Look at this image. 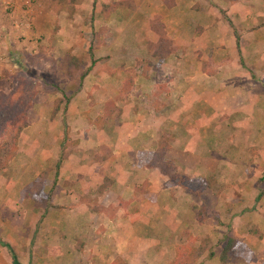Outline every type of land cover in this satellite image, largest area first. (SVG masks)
I'll return each mask as SVG.
<instances>
[{
  "label": "crops",
  "instance_id": "1",
  "mask_svg": "<svg viewBox=\"0 0 264 264\" xmlns=\"http://www.w3.org/2000/svg\"><path fill=\"white\" fill-rule=\"evenodd\" d=\"M14 1L21 2V0ZM137 1L151 2V0ZM152 1L156 3V10H159L154 11L152 17L147 18V23L153 17H160L167 34L177 49V52L163 63L166 67H173L175 74L164 75L162 81L167 83L172 78H177L181 83L180 89L172 92L163 91V96H161V89L165 85L160 84V77L151 76L146 80L142 76H135L132 93L136 96H143L146 90L150 93L151 101H148L150 115L148 117L146 115L150 119L146 121L140 119L143 117L140 113L134 115L136 117L134 119L129 118L128 113L133 108L125 109L121 99V96L129 95H125L126 92L120 86V83L125 80L115 79V77L121 78L122 75L110 78L108 75L99 73L86 78L83 90L71 100L72 102L70 101L71 104H69L66 113L67 124L72 129V137L70 135L69 139L70 141L74 140V143H78V145L68 146L56 182L57 187L67 186L68 192L65 194L68 197V209L76 211L77 219L73 218L74 221L68 222V224L73 227L81 224L86 226L89 220L90 226L102 227L110 222L118 227L130 226L132 227L131 236L136 237V245L139 246L142 242H147V239L151 237L147 243L149 252L154 251V254L149 256L157 258V262L155 261L154 264H168L170 260H174L176 251L173 250L171 255L166 256L160 251L152 249L154 242H157L158 245L161 244L158 248L171 246L175 248L178 243H175L176 237H172V235L177 234L178 240L181 241L183 233L188 228L195 237L209 236L211 241L216 243L215 240L218 239L222 230L220 227L225 222L224 225L228 226L227 235L238 240L234 252L235 258L227 264H264V151H261V154L256 157L253 156L254 152H258L259 147L264 146V139L254 136L256 140H251L246 144L244 164L234 162V159L220 157V154L216 152L218 149L216 146L220 143L215 142L208 148L207 141L199 139L202 138L199 129H214L215 116L218 118L217 124L223 126L222 130L229 128L226 124H220V115L229 114L230 109L221 106L223 113L219 112L221 108L219 98H246V96L264 88V23L251 26V18L256 14L248 8L246 2L238 3L233 0L234 4L230 6L223 4L232 8L231 11L227 9L228 16L243 38L246 39L248 35L252 38V42H248L246 39L247 42L242 46L241 53L236 51V54L233 52L234 49L237 50L234 36L233 39L229 37V47H224L223 42L217 36L221 19L219 18L218 5L213 0ZM216 1L226 2L224 0ZM132 2L136 8V0ZM164 2L168 3V6ZM170 2H172L171 5ZM162 6L165 7V10ZM238 12L240 13L238 14ZM229 13H233V15L230 16ZM26 21V19L23 20L28 27ZM142 30L145 33L144 28ZM204 36H208L210 40L205 41ZM140 42L142 45L137 48L145 46L146 49L147 41H145L146 44H143L144 41ZM105 44L98 43L95 45V49H105ZM174 55L177 58H174ZM220 66H222L221 69H219ZM221 80L223 84H218ZM174 93L177 94L178 100L167 101L168 98H175ZM90 94L100 110L104 111L110 103H113L116 108H120L118 111L112 112L113 117L116 116L114 121L97 122L96 113L100 110L94 109L93 111L94 106L91 103H88V106L85 101V98ZM133 94L132 96H135ZM132 96L128 97L130 99L128 102H132L131 99H134ZM79 102H83L85 106L77 111ZM178 102L179 104H177ZM174 104H177L176 107H178L176 109L178 112H175V115H179L177 118L179 126L175 119L176 116H169L174 113ZM261 104L263 107H260V113L251 111L245 118V114L241 110L249 105L251 110L257 106L250 103V98L249 104H247V99H244L240 107L236 101L231 113L244 115L246 120L243 118L242 123L252 129L254 128L252 124L255 123H252V115L259 114V117L264 118V104L263 102ZM156 109H159L161 114L159 118L155 116L158 112ZM89 111L92 115L89 114ZM81 113H86V116L83 119L80 116L81 118L76 120L77 115ZM45 114L47 115L48 111ZM103 114L101 111L98 113L99 116H103ZM118 114L119 116H117ZM192 114H194V120L193 117H189ZM167 115L168 118H166ZM28 122L29 126L21 133L19 144L27 142L31 134L26 130L34 125L29 120ZM61 123L60 132L62 134L59 132L57 136H49L52 147H47L42 152V155L37 159L39 164L32 165L35 167L34 169L31 164H28L33 152L31 150L26 152L27 148L20 147L17 156L7 169L12 172L11 180L15 178L12 182L15 188L13 190L15 192L17 190L20 199L26 200V202L28 200L22 196L23 189L34 180L39 179L44 170L53 165L52 161L61 160L62 138L65 136V126L63 122ZM36 125L42 131L48 128L59 129L54 118H51L50 123L42 122ZM167 128L171 131L174 130L175 134L173 135L177 136L181 132L182 137H185V140H181L178 149H168L164 152L163 160L176 163L178 168L181 165L179 170L188 180L187 184L192 186L191 188L187 186L188 190L178 184L173 185L168 181V175L161 174L162 176L158 177L159 183L164 188L157 191V182H154L157 178L154 165L158 149L157 136L159 129H162L164 134L166 133L165 135L170 138L172 134L165 132ZM237 129L241 130L242 128L238 127ZM188 130L195 131L191 137L184 133ZM44 134L48 135V133ZM47 135L39 136L41 142H45L48 138ZM39 137L37 140H40ZM196 147L199 148L196 149ZM221 163H226L229 166L223 172ZM195 166L197 172H194ZM50 176L55 177V173ZM143 187L145 188L142 189ZM221 187L224 188L222 194L218 192ZM139 191H142L143 194L139 195ZM65 194L52 192L51 203L57 207L58 204L61 205L60 207H64L65 202H58L65 197ZM259 194L262 196L257 201ZM200 198L201 201H198ZM157 206L169 213L165 212L160 218L153 216L151 211ZM203 207L210 210L209 212L214 211V213L221 214L216 213V217L212 215H208L206 218L199 217V212L203 210ZM36 209L40 208L36 207ZM113 209L116 212L114 217L111 213ZM111 216L114 220H110ZM217 218H220L221 223L217 221ZM222 218L224 219L222 220ZM118 234L123 235L120 231ZM162 236L166 238L159 241L154 238ZM120 239L121 251H124V246L127 249L128 247L135 248L132 246L131 240L128 239V245H124L123 236ZM166 242H169L170 246H166ZM218 242L221 243L219 239ZM9 245L16 253L15 247L10 243ZM5 248L10 252L12 264H14L12 251L8 247ZM222 249L223 247H219L217 251L214 250L215 259H210L213 264H222L218 260ZM126 251L128 252V250ZM119 255L121 253H117V256ZM18 260L23 264L19 256Z\"/></svg>",
  "mask_w": 264,
  "mask_h": 264
},
{
  "label": "rangeland",
  "instance_id": "2",
  "mask_svg": "<svg viewBox=\"0 0 264 264\" xmlns=\"http://www.w3.org/2000/svg\"><path fill=\"white\" fill-rule=\"evenodd\" d=\"M66 1H68V4L66 2L63 5V1L61 0H55V2H51V0H21L18 3L14 0H0V110L8 116L17 111H24L27 120L34 125L32 128L26 130V132L30 131L31 133L27 142L19 144L18 140V149L19 147L27 148L26 152L28 150L33 152L32 157L28 160V164H31V166L39 164L38 157L42 155V152L47 147H52L49 136H57L61 131V122L64 123V130L67 127V131H64L65 136L62 138L64 149L62 150L61 148V161H52L51 164L53 165L44 170L40 179L34 180L33 183L23 189L22 196L28 200V203L26 200L20 199L17 190L16 192L13 190L15 188L12 182L15 178L11 180L12 172L7 170L17 154L8 167L0 171V241L12 244L23 264H154L155 261L157 262V258L150 257L149 255L154 254V251L149 252L148 249L151 237L147 239L148 243L142 242L141 245H136V237L131 236L132 227L130 226L118 227L112 225V222L102 227L98 225L90 226L89 220L86 226L82 224L80 226H70L68 222L74 221L73 218L77 219L76 211L68 209V197L65 194L68 192L67 186L57 187L56 182L60 174V169L57 170L58 162L61 166L69 145H78V143H74V140L70 141L69 139L70 135L72 137V129L67 124L66 113L69 105L65 106L66 97H70L73 100L83 90L84 82L89 75L100 73L105 76L108 75L110 78L122 75L121 78L115 77V79L120 81L125 80L120 83L122 89L128 79H133L138 75L146 80L147 78H151V76L160 77V84L165 85L161 89V96H163V91L172 92L180 89L181 83L177 78H172L167 83H163L162 81L164 75L168 73L171 75L175 74L173 67L158 66L157 61L148 54L145 46L137 48L142 45L140 41H144L143 44H146L145 41L157 36L153 31L150 32L151 30H148L145 23H147V18L152 17L154 11H158L159 9L156 10V3L152 0L151 2H138L136 0L137 6L134 11L116 9L115 5L120 3V0ZM213 1L218 5L219 18L221 19V24L218 28L219 34L217 36L223 42L224 47H229V37L233 39L234 36L233 28L237 30L236 33H239V31L237 27L233 26L231 18L228 16V10L231 11L232 8L226 7L223 4L230 6L234 4L233 0H224L226 2L223 3L216 0ZM236 1L238 3L242 1L246 2L248 8L256 14L250 21L252 27L264 23V0ZM164 3L168 6V3ZM171 3L169 4L171 5ZM117 5L122 6L121 4ZM162 8L165 10L164 6ZM229 15L232 16L233 13H229ZM23 18L28 19L26 21L30 23L28 27L23 22ZM152 19L154 20L155 17ZM159 21L162 22V19H156V22ZM143 28L145 33L142 32ZM246 39L248 42H252L250 35ZM204 40L209 41L210 38L204 36ZM98 43H106V48L102 50L95 49V45ZM232 47L234 48V45ZM233 52L236 53V50L234 49ZM73 56L82 63L73 64L70 62ZM174 58H177L176 55H174ZM94 60L100 62L93 65ZM221 68L222 66L219 69ZM81 77L83 78L81 79ZM253 78L257 80L254 76ZM218 84H223V81L221 80ZM89 85L92 86V84ZM263 90L264 88H261L252 95L246 96V98H219L220 107L222 106L226 109L228 107L230 109L229 114L224 113L220 115V124H226L229 128L222 130L223 126L217 124L218 118L215 116L214 129H199L202 137L199 139H205L208 148L213 146L215 142L217 144L220 143L216 146L218 148L216 152L220 154V157L234 159V162L244 164V150L247 151L245 149L247 148L246 144L251 140H256L254 136L264 139V118L259 117V114L252 115V123H255L252 124L254 128L250 129L249 126H244V123H242L244 115L231 113V109L236 101L238 107H240L244 99H247V104H249L250 98V103L257 107L251 110L249 105L245 109H242L241 112L245 114V118L249 116L251 111L260 113V107H263L261 102L264 104ZM132 94H127L128 96L124 97L125 99L123 100L125 109L133 108L128 113L129 118L132 117L134 119L136 118L134 115L136 116L140 113L143 116L140 119L147 121L150 119L147 118L150 115V93L146 90L143 96H136L135 94H133L135 96H132ZM173 95H175V98H168L167 101L178 100L176 98L177 94L174 93ZM91 96L90 94L89 97L85 98L87 105L91 103L94 106L92 108L93 111L94 109L100 110ZM130 96L134 97V99H131L132 102H128V97ZM158 101L157 99V103ZM69 104L71 103L69 102ZM176 105L174 104L173 106L174 113L169 116H176L175 119L179 126L180 123L177 120L179 115H175V112H178ZM84 106L83 102L77 103V109H79L77 111L83 109ZM151 107L154 106L151 105ZM222 107L219 109L221 113H223ZM55 108H58V111L53 116ZM158 110L156 109V111ZM46 111H48L47 115L45 114ZM100 111L104 113L103 110ZM98 113H96L97 122L105 121ZM89 114H91L90 111ZM160 115L158 111L155 116L159 118ZM80 116L83 119L86 113L77 115L76 120H79ZM169 116L167 115L166 118ZM189 117H193V120L195 119L194 114L189 115ZM51 118H54L59 129L48 128L42 131L36 125L42 122L50 123ZM245 118L244 120H246ZM238 127L242 129L238 130ZM165 132L172 134L168 139L169 149H178L181 140H185L181 132L177 136L173 135L175 134L174 130L171 131L169 128ZM194 132L193 130L184 131L185 134H189V137ZM44 133H48V135ZM60 133L62 134V132ZM165 134L164 130L159 129L157 144H159L158 140L165 139ZM42 135H47L48 137L45 142H41L39 136ZM37 137L40 140H37ZM198 148L196 147V149ZM261 151H264V146L259 147L258 152H254L253 156L260 155ZM167 163V161H164L161 166L155 168L157 178L154 182H157V191L164 188L160 185L158 178L161 174L163 175L162 172L164 171L161 170H165V173L169 174L168 181L173 185L178 184V186L187 188V190L189 189L188 187L191 188L192 186L187 184L188 180H186V177H183L181 170H179L181 165L178 168L176 163L171 162L172 167L168 170ZM228 167V164L221 163L222 172ZM34 168L32 166V169ZM197 171V167L195 166L194 172ZM52 173H55V177L50 176ZM62 190L64 191L63 193ZM51 192L65 194V197L58 202H65L64 207H60L61 205L58 204V207L56 205V207H49V209L45 208L46 202L49 201L50 203L51 201ZM218 192L222 194L224 188H219ZM138 194L142 195L143 192L139 191ZM168 196L171 197L170 194ZM193 197L195 198V195ZM198 201H201V198ZM36 207L40 209L37 210ZM202 209L207 210L205 207ZM44 210L45 213H43ZM209 211L207 210L208 215L215 216L216 213L221 214ZM151 212H153V216H158V218L165 212L166 214L169 213L167 210L163 211L159 209V206L155 207ZM111 213H113V217L114 215L116 216L114 209L111 210ZM113 217L111 216L112 219L110 220H114ZM224 221L227 222V220ZM224 223L223 226L221 225L220 229L222 230L219 233V237H217L221 243H217L218 239L215 240L216 243L212 241L213 248L210 249H216L217 251L219 247H224L227 243L228 226L227 224L225 226ZM160 229L162 230V227ZM119 231L123 235L118 234ZM122 236L125 240L124 245H128L129 240H131L132 246L135 248L128 247L127 249L124 246V251H121L120 237ZM172 237H176L175 243H178V246L183 244V240L185 239V237H182L181 241H179L177 234H173ZM154 238L156 241H159L164 240L166 237ZM154 238H152L153 241ZM154 243L152 249H156L166 256L171 255V252L176 250L175 248L177 247L176 245L175 248L173 246L158 248L161 244ZM165 244L166 246H170L169 242ZM117 253H121V255L117 256ZM173 261L170 260L168 264H172ZM201 261V264H213L206 255L203 256ZM0 264H12L10 252L1 245Z\"/></svg>",
  "mask_w": 264,
  "mask_h": 264
},
{
  "label": "trees",
  "instance_id": "3",
  "mask_svg": "<svg viewBox=\"0 0 264 264\" xmlns=\"http://www.w3.org/2000/svg\"><path fill=\"white\" fill-rule=\"evenodd\" d=\"M52 1L55 2V0H51V2ZM61 1H63L62 2L63 5L66 4V2L68 4V1L66 0H61ZM132 1L133 0H120V3H117V4H121L122 6L120 7L119 5L116 4L115 7L116 9L120 8L121 11L122 10L134 11L135 7ZM156 19H160V17H157L154 20L152 19L151 21L146 23L147 28H149L151 31H153L157 35L155 38H151L147 41L146 48H147L148 54H150V56L153 57L157 61V64L163 65V63L166 60H168L174 53L177 52V49H175L173 40L167 34L165 25L163 24V22H160V21L156 22ZM236 31L237 30L233 28V35L235 39L237 38L236 39V46H237L236 51L240 54L242 51V46L245 45L247 40L243 38L242 34L236 33ZM70 62H72L73 64L82 63L79 59H77L74 56L71 58ZM95 64H97V60L93 61V65ZM82 78L83 77H81V79ZM132 87H133V79H128L124 83V86H123V91L126 92L125 95L133 92ZM125 98L121 96L122 101ZM70 100H71L70 97H66V105H65L66 107L69 105ZM119 109L120 108H116L115 106H113V103H110L104 110V114L101 117L104 120L114 121L116 116L113 117L112 112H114L115 110L118 111ZM57 111H58V108H55L53 110V116H55ZM117 116H119V114ZM28 126H29V122L27 120L26 113L24 111H17L15 113H12V115L8 116L7 114H4L2 110H0V171L7 168L9 163L16 156L17 151H18L19 137L21 133L23 132V130L27 128ZM65 131H67V127L65 128ZM164 136H165V139L161 140L158 144L156 160L154 163L156 167H159L163 164L164 162L163 154L164 152H166V150L169 149V140H168L169 137L167 135H164ZM62 147L63 145L61 146V148ZM167 162H168L167 166L169 170L172 167V163L171 161H167ZM58 169H60L59 162L57 164V170ZM161 171H164L162 173L167 175V173H165V170H161ZM261 194H259V196L257 197V201L260 200L262 196ZM51 196H52V192H51ZM49 207H56V206L53 205L51 201L50 203L49 201H47L45 204V208L49 209ZM206 216H208L207 210H201L199 212V217L206 218ZM217 221L220 223L219 218H217ZM184 237H185V242H183V244H180L179 246L176 247V250H175L176 253H175L173 264H201L200 262H202L201 259L203 258V256L206 255L209 259H213L215 257L214 250L210 249V248H213L211 237L209 236L195 237L188 228L183 233V238ZM226 238H227V243L223 247L222 252L220 256L218 257V260L222 264H227L235 258L234 252L238 245L237 244L238 240H236L234 237L227 236ZM0 244L5 247H8L12 251L14 264H21L19 263L17 254L14 252V250H12L9 243L0 241Z\"/></svg>",
  "mask_w": 264,
  "mask_h": 264
},
{
  "label": "built area",
  "instance_id": "4",
  "mask_svg": "<svg viewBox=\"0 0 264 264\" xmlns=\"http://www.w3.org/2000/svg\"><path fill=\"white\" fill-rule=\"evenodd\" d=\"M24 19H25V18H24ZM26 20L28 21V19H26ZM29 21H30V19H29ZM29 24H30V23H28V26H29Z\"/></svg>",
  "mask_w": 264,
  "mask_h": 264
}]
</instances>
